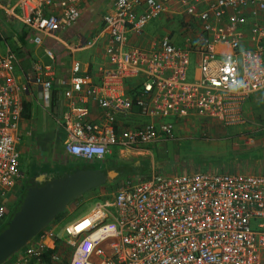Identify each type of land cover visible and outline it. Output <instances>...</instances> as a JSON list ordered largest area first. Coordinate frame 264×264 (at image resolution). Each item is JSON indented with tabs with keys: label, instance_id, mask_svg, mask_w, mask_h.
<instances>
[{
	"label": "built area",
	"instance_id": "2783aa9c",
	"mask_svg": "<svg viewBox=\"0 0 264 264\" xmlns=\"http://www.w3.org/2000/svg\"><path fill=\"white\" fill-rule=\"evenodd\" d=\"M81 1L16 0L15 11L40 44L42 34L55 36L79 21ZM162 18L177 20L180 37L146 30ZM103 21L99 80L72 75L61 102L67 155L107 162L113 147L143 154V145L174 139L177 125L200 118L220 123L226 137L248 135L245 105L264 88V0H113ZM16 61L12 50L0 52V224L7 220V197L25 178ZM43 74L38 69L33 81L50 105L52 81ZM92 104L98 118H90ZM82 202L80 196L72 204ZM47 228L11 264H41L46 238L54 240L55 229ZM63 231L74 245L68 264H264V173L128 176Z\"/></svg>",
	"mask_w": 264,
	"mask_h": 264
},
{
	"label": "crops",
	"instance_id": "0c3cea01",
	"mask_svg": "<svg viewBox=\"0 0 264 264\" xmlns=\"http://www.w3.org/2000/svg\"><path fill=\"white\" fill-rule=\"evenodd\" d=\"M112 1L113 0H82V15L77 23L67 29L58 32L55 36L42 34L43 43L37 44L31 39L32 32L29 31V29L22 23V21L16 14V11L18 12V8L15 4L16 0H0V52H4L10 49L16 54L17 58L15 65V75L20 87L19 104L21 108L20 125L18 132V147L20 153V169L26 177V185L33 182L34 184L42 183L38 182L37 179L41 173H45L47 177V174L50 175L58 171L62 172L63 170L65 171L67 169H72L73 167L80 164L82 165L88 163L80 158L71 157L65 153L63 142L66 139L67 133L60 123V107L62 105L61 102L65 101L66 91L71 89L72 87L70 82V78L72 75H90L92 80L95 82H97L99 80V77L101 76V72L99 71L98 66L103 63L104 57H106L105 48L107 44V35L104 32L105 30L103 24H100V19L101 22H104L103 14L111 10ZM156 20H162L163 25L159 26L157 28V33L152 35L158 36L163 33H170L172 39H176V37H180L178 34H182V30L180 28L176 30V28L178 27L177 20H166L165 18ZM100 25L102 26L101 29ZM48 49L54 52L53 57H51L47 53ZM38 69H40V71H43L45 79H49L52 81V87L49 90L52 98L50 105L46 103L42 95L43 86L36 84L33 81ZM263 90L264 88L254 92L249 97L248 101H257V99L259 98L256 96L260 95L258 93ZM253 97L254 100H252ZM38 104H42L45 108H48L50 115L56 121L58 127V131L56 133H46L40 136L34 135V127L31 123V117L34 113V109ZM248 106L249 109H247V105H245V111L247 117L250 120V125L242 127V131L248 135L244 138H240V136L238 135H234L233 137H226L224 130H221L220 136L227 140V142L233 146V151L231 152L230 150H227V146L224 143V146L219 145V150L216 149L217 155L214 156L217 157L219 156V154L230 151L231 153L236 154V157H233L234 161L240 159L242 160V157H245L246 160H251L254 162L242 166V168H244L246 171L264 173V171H262L264 170V164L263 166H261L256 162V160H264V135L258 138L259 135H262L264 133V121H257L254 118L255 112L258 116L262 114L263 110L258 111L256 109L258 108L257 105H253L252 103ZM91 108L92 112L90 118H98L101 113L99 109H97L96 104H92ZM25 113H29V116H25ZM191 121H194V119H191ZM211 121L215 120L200 118L198 122L194 121V123L197 124L194 126H192L190 121H186L183 125H177L176 131L177 129H179L180 131V128L187 126L184 130L181 131L192 132V128L193 130L194 128L197 130L198 128L207 127L209 122ZM63 132H65V137L63 140H61L59 138H61L60 136L63 134ZM250 133L252 136L250 135ZM187 134L190 135L192 133ZM254 141L257 142L256 146L259 150V153H256L254 151L255 149L252 146ZM241 143H243L244 145L243 150H241ZM150 144L153 143H147L142 146L144 147L143 154H148L149 152H151V149L149 147ZM250 149L253 150L248 151ZM23 154H26L29 157L26 163H23ZM125 155L136 156L137 153L119 152L117 149H112L108 159H110L111 157L115 159L118 158V162L135 160L134 158L127 160L121 159V157ZM204 158L205 157L201 158L203 160L202 162H200L199 166H196L195 169H191V171L187 170V172L204 170L203 168L208 165L205 164L206 162L204 163ZM91 163H100L104 164L105 166L113 165L109 164L108 161H93ZM233 163L235 162H232V164ZM23 165L24 167H22ZM228 165L230 167V164ZM233 165L235 166V164ZM154 167H152L151 163V168L153 170L151 169L150 172H145L144 174L140 175H130L139 177L151 174L152 172H160V170L155 171ZM181 172L186 171L182 170ZM119 176L115 178H118ZM109 180L115 179L113 178ZM109 180H107L103 185L110 186L111 182ZM119 185L120 184H118L117 186ZM76 208L77 207L74 206L73 209L76 210ZM46 243L48 248H53L56 246L54 244V240L50 237L46 238ZM56 253L59 256V260L54 261L57 262L66 259V264H68L73 255L72 253L70 256H68L64 251H61L60 249L58 250V252L56 250ZM34 263L37 264V262ZM34 263L30 261V264Z\"/></svg>",
	"mask_w": 264,
	"mask_h": 264
},
{
	"label": "rangeland",
	"instance_id": "374dc122",
	"mask_svg": "<svg viewBox=\"0 0 264 264\" xmlns=\"http://www.w3.org/2000/svg\"><path fill=\"white\" fill-rule=\"evenodd\" d=\"M100 24H103L104 22H101ZM163 25L162 20H154L150 22L146 26V30L150 34L157 33V28L159 26ZM102 26L100 25V29ZM101 42V41H100ZM99 42V44H100ZM192 63L190 64V67H193L194 57H191ZM190 79V78H189ZM256 97L257 101H248L246 103L247 109H249V106L251 103L253 105H257L258 108H256L258 111H262V114L256 115L255 112V120L257 121H264V90L259 92ZM254 100V97L253 99ZM252 111V110H251ZM205 121V120H202ZM192 126L197 125L194 123V121H191ZM196 122V121H195ZM31 123L34 127V135L40 136L46 133H56L58 131V127L56 124V121L52 118V116L49 113L48 108H45L42 104H38L36 108L34 109V113L31 117ZM190 125V124H189ZM184 126L180 128L181 130H184ZM177 129L175 131L174 139H168L164 141H159L153 144H150L149 147L151 149V152L148 154H138L136 156H122L121 159L127 160V159H138V160H149L152 163V167H154L155 171L160 170L163 174H175L180 173L182 170H189L195 169L196 166L200 165V162H202L203 157L204 163L208 165H204L205 167L203 169H209V170H227L228 168H234V169H244L242 166H245V164H250L251 160H246L245 157H242V160H236L234 161L233 157H236L235 153H231L233 151V146L227 142L224 138H222L221 130H223L220 123L216 121L209 122L207 127L198 128L197 130L192 128V132H182ZM186 133V134H185ZM187 133H192L188 135ZM262 135H256L258 138H260ZM255 136V137H256ZM61 140L65 137V132L60 136ZM218 137V138H216ZM253 137V138H255ZM21 141V139H20ZM224 143L227 146V150H230L229 152L226 151L223 154H219L218 159L212 158L215 157L216 151L219 150V145L224 146ZM257 142L254 141L253 147L254 151L256 153H259V150L257 148ZM243 143H241V150H243ZM218 147V148H217ZM159 148V149H158ZM115 150L116 147H113ZM217 149V150H216ZM253 149H250L248 151H252ZM253 154V153H252ZM29 157L26 154H23V163H26L28 161ZM240 161V162H239ZM109 164H114L118 162V158L115 159L111 157L108 159ZM232 162H235V166L232 164ZM258 165L263 166L264 160L258 161L256 160ZM254 163V162H253ZM88 164H91V162H88ZM230 164V167L229 165ZM202 165V164H201ZM24 167V165L22 166ZM198 168V167H197ZM152 169V168H151ZM153 170V169H152ZM264 171V170H262ZM129 175H122L119 176L114 180V182H111L110 186L102 185L98 188H95L93 190L88 191L87 193L82 195L83 202L82 204H76V210H74V204H70L67 206V208L61 212L47 227L52 228L55 232L54 234V242L56 247L59 245V249L61 251L65 250L67 251L69 246H72V250L69 248L70 255L74 251V245H71L66 242L67 235L63 231V226L67 222H71L75 220L76 218L88 213L89 209L92 208L95 201L101 200L103 198H108L113 195V192L115 191L118 184H120L125 178H127ZM131 176V175H130ZM26 177L24 178L22 185L16 188L13 192L9 194V196L6 199V205L8 207V214L6 219L14 212L15 208L18 207L19 203L22 200L25 188H26ZM25 187V188H24ZM15 199V200H14ZM47 228V229H48ZM58 252V250H57ZM63 253V252H62ZM69 255V256H70ZM16 257H13V255L6 260L3 264H11L13 260ZM67 261L60 260L55 262L53 259L45 258L41 264H66ZM30 264V263H28Z\"/></svg>",
	"mask_w": 264,
	"mask_h": 264
},
{
	"label": "water",
	"instance_id": "95a60500",
	"mask_svg": "<svg viewBox=\"0 0 264 264\" xmlns=\"http://www.w3.org/2000/svg\"><path fill=\"white\" fill-rule=\"evenodd\" d=\"M118 176V171L79 168L61 176H38L42 184L31 185L20 208L0 231V264L26 246L43 231L67 206L89 190Z\"/></svg>",
	"mask_w": 264,
	"mask_h": 264
},
{
	"label": "trees",
	"instance_id": "16d2710c",
	"mask_svg": "<svg viewBox=\"0 0 264 264\" xmlns=\"http://www.w3.org/2000/svg\"><path fill=\"white\" fill-rule=\"evenodd\" d=\"M0 39H1V35H0ZM28 110V109H27ZM25 116H29V113H25L24 114ZM213 159L216 158L218 159V157H212ZM92 168V167H96V168H100L101 170L103 171H107L108 169H115L119 172V175H123V174H135V175H140V174H144L145 172H150L151 170V162L149 160H130V161H119L113 165H110V166H105L104 164H100V163H91V164H80L78 166H75L73 167L72 169H67V170H63L62 172L58 171V172H55L53 174H50L48 175L47 174V178H53V177H58V176H61L62 174H65L67 171H72V170H76V169H79V168ZM118 175V176H119ZM110 182L114 181V180H109ZM36 184V183H35ZM42 184V183H40ZM109 184V183H108ZM31 185H34V182L31 183V184H28L26 186V189L24 191V194H23V197H22V200L21 202L19 203L18 207L15 208L14 212L7 218V220L3 223L0 224V231L3 230L7 224L9 223V221L11 220V218L13 217L14 213L20 208L21 206V203L23 201V198L24 196L26 195V192L28 190V188L31 186ZM111 185V184H110ZM100 187V186H99ZM98 188V187H96ZM95 189V188H93ZM91 189V190H93ZM90 191V190H89ZM69 248L72 250V246L68 245ZM69 248L68 250L66 251L65 250V254L66 255H70V252H69ZM56 250H59V245L54 248H48V250L46 251V253L44 254V259L46 258H51V255L53 253L56 252ZM65 261H67L66 259H64Z\"/></svg>",
	"mask_w": 264,
	"mask_h": 264
},
{
	"label": "flooded vegetation",
	"instance_id": "af4514ba",
	"mask_svg": "<svg viewBox=\"0 0 264 264\" xmlns=\"http://www.w3.org/2000/svg\"><path fill=\"white\" fill-rule=\"evenodd\" d=\"M114 179H116V178H114Z\"/></svg>",
	"mask_w": 264,
	"mask_h": 264
},
{
	"label": "bare ground",
	"instance_id": "6f19581e",
	"mask_svg": "<svg viewBox=\"0 0 264 264\" xmlns=\"http://www.w3.org/2000/svg\"><path fill=\"white\" fill-rule=\"evenodd\" d=\"M79 227V226H78Z\"/></svg>",
	"mask_w": 264,
	"mask_h": 264
}]
</instances>
